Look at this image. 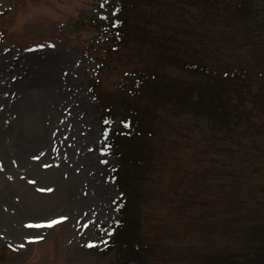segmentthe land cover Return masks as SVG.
<instances>
[{
  "label": "rangeland",
  "instance_id": "1",
  "mask_svg": "<svg viewBox=\"0 0 264 264\" xmlns=\"http://www.w3.org/2000/svg\"><path fill=\"white\" fill-rule=\"evenodd\" d=\"M207 4V15L190 6L184 19L180 0H161L166 15L157 19L179 28L180 54L247 63V38L224 8ZM100 11L108 6L97 0H0V264H135L118 261L116 247H87L111 236L102 225L119 217L122 195L91 79L109 97L133 64L112 52L108 66H94L106 53L93 41ZM166 106L157 109L166 121L154 118L152 167L132 200L155 247L146 264H209L210 253L245 247V227L260 217L249 211L257 172L242 152L214 148L202 124ZM52 221L60 222L36 227Z\"/></svg>",
  "mask_w": 264,
  "mask_h": 264
},
{
  "label": "trees",
  "instance_id": "2",
  "mask_svg": "<svg viewBox=\"0 0 264 264\" xmlns=\"http://www.w3.org/2000/svg\"><path fill=\"white\" fill-rule=\"evenodd\" d=\"M159 1L108 0V11H100L92 22L98 30L93 41L106 51L94 64L96 68L108 66L112 52L133 59L123 69L114 95L102 98L96 79L90 83L102 109V123L110 130L104 149L118 161L113 178L122 191L115 205L119 217L109 227L102 225L111 233L102 240L107 246L102 241L95 244L103 250L116 247L117 260L122 263L133 259L135 264H146L149 253L155 251L142 237L132 200H137L139 180H144L154 161L155 146L150 138L159 129L154 118L166 121V115L157 109L169 104L175 113H186L202 124L210 134V145L232 157L242 152L250 171L257 172L255 185L259 186L254 191L258 198L249 211L260 217L246 225L245 247L210 253L207 262L264 264V0H180L184 19L190 6L204 15L210 11L208 2L224 8L247 38L243 45L252 54L251 60L236 66L218 65L210 55L199 52L180 54L176 43L179 28L158 21L166 15ZM97 2L100 8L102 0ZM4 40L0 30V48ZM183 41L197 49L190 37ZM233 161L225 158L223 162L233 165Z\"/></svg>",
  "mask_w": 264,
  "mask_h": 264
},
{
  "label": "snow or ice",
  "instance_id": "3",
  "mask_svg": "<svg viewBox=\"0 0 264 264\" xmlns=\"http://www.w3.org/2000/svg\"><path fill=\"white\" fill-rule=\"evenodd\" d=\"M108 0H102L101 4H100V8H103L106 4H107ZM102 19H107V17H103L101 16ZM115 23H119L118 21L115 22ZM115 26V25H114ZM105 123H109L108 121H105ZM107 150V149H105ZM60 221H52L50 222L49 224L47 225H36V227H44V226H47V227H52L54 226L56 223H59ZM42 239V238H41ZM101 243H103L105 246H107V241H102ZM24 245H21L20 247H23ZM87 247L89 248H94V247H97V244L93 243V242H90Z\"/></svg>",
  "mask_w": 264,
  "mask_h": 264
}]
</instances>
